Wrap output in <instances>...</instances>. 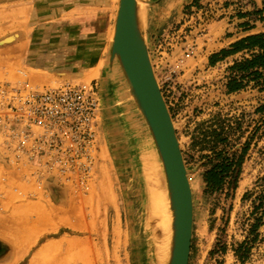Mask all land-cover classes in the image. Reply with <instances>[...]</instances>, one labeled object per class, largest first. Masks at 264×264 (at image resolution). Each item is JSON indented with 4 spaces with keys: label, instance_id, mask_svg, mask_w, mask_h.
<instances>
[{
    "label": "rangeland",
    "instance_id": "374dc122",
    "mask_svg": "<svg viewBox=\"0 0 264 264\" xmlns=\"http://www.w3.org/2000/svg\"><path fill=\"white\" fill-rule=\"evenodd\" d=\"M119 1L34 0L32 21L21 3L0 1V85L14 83L21 69L29 89L95 82L103 103L95 177L84 189L57 179L43 187L25 180L23 171L5 162L0 139V264L155 263L141 153L158 158L143 120L125 107L129 96L119 66L111 65ZM144 1L149 53L193 191L189 264H240L232 246L245 237L250 204L243 197L264 177V86L245 80L243 89L230 93L229 83L239 78L231 70L236 63L257 52L243 50V41L264 34L244 37L240 18L264 24V0L260 6L252 0ZM224 20L238 31L224 33ZM30 30L57 59L53 65L30 64ZM169 74L173 81L166 80ZM39 76L49 81L39 82ZM243 150L234 195L208 190L204 175L219 161L217 153L240 156ZM260 233L264 238V227ZM246 264H264V240Z\"/></svg>",
    "mask_w": 264,
    "mask_h": 264
},
{
    "label": "built area",
    "instance_id": "2783aa9c",
    "mask_svg": "<svg viewBox=\"0 0 264 264\" xmlns=\"http://www.w3.org/2000/svg\"><path fill=\"white\" fill-rule=\"evenodd\" d=\"M171 74L167 81H173ZM17 70L14 83L0 85V139L5 162L43 187L64 181L84 189L94 180L102 135V98L95 82L63 81L28 88Z\"/></svg>",
    "mask_w": 264,
    "mask_h": 264
},
{
    "label": "water",
    "instance_id": "95a60500",
    "mask_svg": "<svg viewBox=\"0 0 264 264\" xmlns=\"http://www.w3.org/2000/svg\"><path fill=\"white\" fill-rule=\"evenodd\" d=\"M129 104L156 147L169 189L172 238L166 264H189L194 223L193 191L180 140L149 53L139 0H120L111 49ZM113 69V68H112Z\"/></svg>",
    "mask_w": 264,
    "mask_h": 264
},
{
    "label": "trees",
    "instance_id": "16d2710c",
    "mask_svg": "<svg viewBox=\"0 0 264 264\" xmlns=\"http://www.w3.org/2000/svg\"><path fill=\"white\" fill-rule=\"evenodd\" d=\"M243 50H257L250 58L245 59L231 69L239 73V78L234 77L229 83V92L234 93L245 87L244 81H256L259 86H264V34L246 38L242 43ZM264 108V106H263ZM242 155L237 153H217L219 160L204 175V182L208 190L224 191L227 197H232L237 190L244 162ZM243 202H249V213L244 221V240L234 243L232 251L240 264H246L251 257L254 247L263 241L260 229L264 227V177L259 180L252 191L247 192ZM225 244V243H224ZM217 247L220 248L218 244ZM227 250V245H221V252Z\"/></svg>",
    "mask_w": 264,
    "mask_h": 264
},
{
    "label": "bare ground",
    "instance_id": "6f19581e",
    "mask_svg": "<svg viewBox=\"0 0 264 264\" xmlns=\"http://www.w3.org/2000/svg\"><path fill=\"white\" fill-rule=\"evenodd\" d=\"M144 2L146 3V1ZM144 4H141V0H139L142 21H144L145 19L146 12V8L143 6ZM14 38L16 39V36ZM106 82L107 81L103 79L104 89ZM153 148L155 149L158 158V160L156 159V161L154 157L145 155V152L141 153V164L143 169V175L145 177L144 185L146 186L143 191V197L146 199V221L149 223L148 226H150L149 228L151 231V236L153 237V262L155 260V263L153 264H166L170 253L173 218L165 172L158 151L155 146H153ZM149 157L151 160H149Z\"/></svg>",
    "mask_w": 264,
    "mask_h": 264
},
{
    "label": "crops",
    "instance_id": "0c3cea01",
    "mask_svg": "<svg viewBox=\"0 0 264 264\" xmlns=\"http://www.w3.org/2000/svg\"><path fill=\"white\" fill-rule=\"evenodd\" d=\"M0 1H2V0H0ZM3 1L5 2L7 0H3ZM13 1L19 2L22 4V5H20V7H21V9L23 8L25 10L24 12H26V14H27L26 17H27L28 21H32L33 13H34L33 6L36 5V4L35 5L33 4L34 0H13ZM252 1L255 2L258 6H260V3H262L263 0H252ZM248 17H249L248 15H245V16H243V18H240V22H241L240 24H242L240 26V30L242 31V34L244 37L264 32V24H262L260 22L255 23V22L249 21ZM246 20H247V24L244 25L243 22H246ZM220 24H221V28L224 31V33L225 32H232L233 30H235L236 32L238 31L237 28H235V29L233 28L234 24L230 25V23H228L225 20L220 22ZM31 34H32V31L31 30L28 31V37H30V38L25 41L27 48L31 50L29 52L30 64L33 66L34 69H39V68L42 69V68L48 67L49 65H53V63L57 59H53L49 56L45 41H41V40L38 41V40L33 38V37H36L37 34L36 35H34V34L31 35ZM31 36L33 39H31ZM231 37H233V36H231ZM232 41L233 40L229 41L228 43H230ZM43 44H44V46H43ZM59 44H61V42H59ZM52 60H54V61H52ZM37 79L39 82H48L49 81V78L47 76H43V77L39 76ZM108 81H110V79H108ZM124 101L126 104V106H125L126 108L131 107V105L129 104V98H127Z\"/></svg>",
    "mask_w": 264,
    "mask_h": 264
}]
</instances>
